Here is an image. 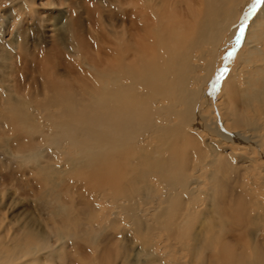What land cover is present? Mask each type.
I'll return each instance as SVG.
<instances>
[{"label": "bare ground", "instance_id": "bare-ground-1", "mask_svg": "<svg viewBox=\"0 0 264 264\" xmlns=\"http://www.w3.org/2000/svg\"><path fill=\"white\" fill-rule=\"evenodd\" d=\"M253 1L102 0L110 9L99 12L100 27L84 0L70 1L67 23L63 11L52 30L65 51L54 39V58L42 62L61 63L79 87L34 75L40 48L30 52L25 36L8 41L24 54L35 92L32 105L7 98L10 108L0 107L3 143L16 150L15 162L0 158V177L22 180L24 166L37 174L40 199L74 192L72 211L55 209L56 221L68 240L88 242L87 264H264V0L218 94L211 80V45L226 31L240 34L238 6ZM60 136L55 154L46 141ZM106 206L113 211L96 223ZM123 218L134 239L121 244L104 230ZM1 230L0 264L35 254Z\"/></svg>", "mask_w": 264, "mask_h": 264}, {"label": "rangeland", "instance_id": "rangeland-1", "mask_svg": "<svg viewBox=\"0 0 264 264\" xmlns=\"http://www.w3.org/2000/svg\"><path fill=\"white\" fill-rule=\"evenodd\" d=\"M46 1L26 0V3L21 5L22 0H14V4L12 6V4L8 0H0V107L2 103H4L3 107L1 108V111L3 113L6 112V107L10 108V101H8V103H6L5 101V99L7 98H11L13 100L18 99L29 103L30 105L33 104V101H31L30 99H33L34 97L33 93L35 92V86L33 85V82L29 77L28 71L24 70V54L22 53L21 49L17 47V42L13 44V46L8 44V41L13 40L14 38L16 39L17 36H21L22 38L23 36H25L23 38V43H27L24 44L27 46V49L30 52H34L35 50L37 51V49L39 50L40 48V52H37V57L39 59L36 57V59L40 60V63L35 66L29 67V69H35L36 72L34 73V75H38L40 73L41 77L43 75H49L56 82L64 80L65 82H72L71 86L73 84L78 87L81 85V83L77 80L67 79L69 74L61 63L54 66L53 68L51 66V63H49V66H46V63L42 62L46 58H49L51 62V60L54 58L52 55L53 53H51L49 49L51 46L50 44H52V41L54 39L57 43L55 47H61L58 48V50L62 51L63 49V51H65V48L62 46V44L54 37L55 34L53 33L54 31H52L53 23L55 21H58V18L63 11L66 12V20L64 21L67 23L68 18L71 14V11L69 9L70 1L74 2L75 0ZM84 1L86 2L85 4L88 7L92 8L91 10L93 11V13H95L93 20L99 23L98 27H100V22H98L100 19L98 18V14H100L99 12L104 14L107 9H110V7H102V0ZM261 2L262 0H254L253 3H248L247 6H245L244 4H240L238 6L239 10L241 12L245 10L246 12L240 34H238V30L233 34H228V31H226L225 36L221 35L219 39L214 41L216 45H211L215 50V56H217L215 57V71L211 78V80L213 81V89H215V92H217L216 94H218L219 92L218 85H220V77L225 75V73L233 67H236L237 54L239 50L241 49V47L246 48V46H243L244 33L246 32V27H248L252 18L257 13ZM20 5L22 6V8ZM222 25L225 26V23H222ZM89 27L90 26H87L85 29L86 34L89 36H94L96 34L95 31H92V29L89 30ZM9 32L11 34H9ZM65 36L70 46L71 37L69 36V33H66ZM40 39L42 42L38 43ZM204 43H206V41ZM206 45L208 46V42L206 44H203L204 47ZM252 45H255V43H253V41L249 38V48L252 47ZM257 45L260 46L261 44ZM94 54V52L93 54H91L92 57H95ZM256 58L258 57L255 56V59ZM255 63L259 64V61L256 60ZM49 67H51L52 69ZM52 72L53 75L51 74ZM39 87H41V83L39 84ZM254 88H256L258 91H260V89L262 90V86L256 85L254 86ZM26 99H29L30 102H28ZM5 135L7 134H4L2 131H0V158L3 160H8L11 158L13 159L16 150L12 145H10L9 147H7V144L4 145L3 138ZM60 138L61 136L59 137V140H53L54 142L46 141L48 143V147L52 148V152L55 154L59 152V150H63V147L65 146V143ZM1 144L3 145V147L6 146L7 148L5 147V149H3ZM52 146H55L59 150L56 151V148ZM245 152H248V150H246ZM251 157H253V154ZM25 158L29 159L28 157ZM254 158L256 157L254 156ZM13 160L14 162L16 161L15 159ZM42 161V165L50 163L47 160ZM30 164L33 165L32 160ZM7 169L10 170L9 168ZM19 170L21 172H24V175H21L24 176L22 180L15 179V175L7 172H5L6 174H8L7 176L2 175V177H0V225H4V227H6L5 225H7L8 227L7 230H5V228L2 229L3 227H0V230L2 229L7 233L8 239L15 238V240L20 245L23 244L22 246L27 245L30 247H34L35 245V254H22L23 256L18 258L12 264H43V262L44 264H87V262H85V259L89 255L88 242L82 239L78 240L74 238H72L73 240L70 238L68 240L67 237H64L67 228L60 227L56 221L59 220V218L61 219V216L58 214L60 213V211H72V208L75 205V199H77V195L67 188L63 190L62 201L55 200L53 198H50L49 196L47 198L45 197L40 199L37 194V181H35L36 178H38L36 172L34 171L35 173L33 172L32 175L29 173L26 174L25 172H29L28 170L30 169H27L24 166H21ZM44 199L46 201H44ZM91 199L96 201V204L100 202V204L103 205L106 202V199L100 200L97 195L96 197H91ZM258 199L264 203L263 198ZM51 203L55 204L52 205ZM140 207L142 208L143 206L140 205ZM55 209L58 211V213ZM110 211H113V208L108 206L102 209V211H97L98 218L96 220V223L102 222L101 224H103L105 219L103 221L100 219L102 214L105 212L109 214ZM79 216L80 218L86 217L85 214L81 213L78 214V217ZM62 217H65L68 220L67 215H64ZM109 217L111 216L109 215ZM126 220L127 219L125 218L120 219L117 223L111 226L109 230L108 228L105 229L104 234L110 236L112 235L116 240L119 239L117 240V243L120 242L121 244L124 241L127 242L129 240H133L134 232L130 229L131 227L126 224L128 222V220ZM121 223L124 224L122 225ZM119 227L120 229H118ZM120 234H123V237ZM116 235L118 236V238H116ZM129 246L135 247L133 244H130ZM77 251H80L81 253L77 254ZM113 251L115 254L117 251L116 246ZM146 256V253L142 255L144 261L150 259H147L149 256H147V258ZM120 261V258L117 257L115 263L117 264Z\"/></svg>", "mask_w": 264, "mask_h": 264}]
</instances>
